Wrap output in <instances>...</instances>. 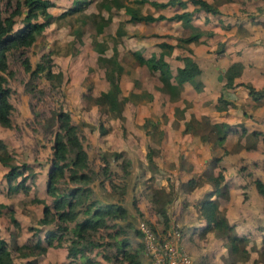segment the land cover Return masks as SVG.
Instances as JSON below:
<instances>
[{"label":"rangeland","instance_id":"obj_1","mask_svg":"<svg viewBox=\"0 0 264 264\" xmlns=\"http://www.w3.org/2000/svg\"><path fill=\"white\" fill-rule=\"evenodd\" d=\"M48 1L52 3L48 7V11L53 15L52 22L37 36L31 46L12 49L8 52V69L12 71V75H5L11 90L9 100L13 109L10 115L12 126L4 130V139L9 146L11 145V149L14 148V153L17 151L18 154L21 150L22 158H28L29 162L33 163L32 168L35 171L38 172L41 169V172L46 174L52 158L53 137L58 130L55 113L61 109L67 110L88 156L87 173L91 177L88 183L91 189L88 200L100 203V199H103L106 203L113 199L126 209L124 218H110L109 227L101 228L94 233L93 238L100 242H109L110 245L101 246L99 249L114 253V239L108 237V234H112L119 226L123 227L124 233L120 234L119 238L135 240V245L140 246L139 249L147 259L146 264H150V256L148 257L144 250L140 223L144 221L157 235L163 234L166 225L160 209H164L167 215V226L169 225L166 230L176 228L187 236L186 226L177 225L176 222L184 221L186 218L189 220L194 214L187 204L183 207L186 200L184 193L187 189V179L182 180L183 175H181L183 171L191 167L188 158L193 154L190 150L194 143L186 139L173 148L169 146L176 140L174 128L176 124L183 122L185 125V122L194 114L191 112L185 114L192 107V103L188 100L185 104L180 103L184 106L181 110L177 108L179 105L174 104V100L169 98L170 87L166 88L160 79L159 72L151 69L150 64L153 62L139 63L137 56L141 55L153 60H171L169 80L174 82V67L178 60L181 61L179 56L188 53L184 46H177L179 38L185 33L184 23L162 20L149 23L130 22L124 8L114 3L117 1L133 5L142 13L155 15L159 11L166 13L168 11L166 7H169L170 11L171 5L154 6L150 4L152 0ZM0 7L3 9L1 15L4 17L7 14L4 8L5 0H0ZM22 17L23 15L15 17L13 30L22 26ZM164 43L173 44L174 47L168 50ZM24 57L29 59L32 68L37 62H42L49 57L52 60L51 70L56 76L49 79L42 72L30 77L21 62ZM122 66L136 67L135 76L126 80L122 75ZM113 71L114 74L120 75L119 85L124 101L122 117L114 116L105 106L94 105L86 99L87 94L95 95L109 87L108 73ZM148 90L157 97L156 103L153 102L143 108L137 103H146L155 99V96H152L149 100ZM100 126L106 130L104 134L100 133ZM167 127L170 132L164 138V130ZM188 128L196 142H202L204 146L212 148V151H214L213 148L219 147L217 151H214V154L218 155L215 157L219 160L213 162L215 157L207 160L198 172V176L194 178H201L202 181L204 174L208 171L212 170L213 173L216 172L214 174H217L219 170L222 172L225 170L230 176H233V173L237 176L242 175L245 181L240 189H236L235 197L240 207L236 208L238 210L235 209V214L239 215L234 216H243V214L250 216V228L244 231L248 254L239 252L236 257H232L228 255L226 249V255L221 259L222 263L264 264V196L258 194L253 183V180L258 178L256 173L243 161L244 158L238 160L227 156L228 151L222 145L223 143L219 145L214 141L201 140L199 135L203 132L207 133V129L203 126L193 123ZM238 131L240 130L235 124L229 126L228 133L226 132V135H229L228 138H231L227 143L229 149L236 150L234 140ZM176 136L179 137L178 134ZM247 136L244 139L245 148L260 139L263 140L262 136H259L257 140ZM187 138L190 137L187 136ZM148 149L151 151L149 153L151 161L146 155ZM197 150L200 153L204 151ZM115 151L120 152L117 158L113 155ZM168 151L173 158H177L176 163L168 159ZM186 151L188 156L185 157ZM262 153L264 154V148ZM103 157L107 161H104ZM18 162L24 161L18 159ZM104 163L107 171L103 169ZM257 170L263 176L264 165ZM70 186L72 184L67 181V176L59 179L56 194L67 191ZM170 186L175 188L172 197L181 196L180 210L176 205L174 207L172 202H168L167 195L164 194L162 187ZM44 190L45 188H41L40 192L45 194ZM7 193L4 187H0V199H7L11 206L18 205L24 200L28 202L30 197L29 194L22 193L11 197ZM33 194L36 196L35 192ZM221 194L227 203L234 201L228 199L232 197L228 196V191L223 190ZM108 195L113 198H108ZM45 198L47 204L52 206L54 197L47 194ZM197 203L198 201L193 204L195 208L198 207ZM138 205L147 216L140 212ZM83 206H77L80 212L79 219L84 217ZM41 208L40 204L36 211L39 212ZM5 219L7 217L0 216V232L2 233H5L8 228ZM58 224L54 221L49 226L55 230ZM66 224L63 232L65 239L68 240L71 237L70 226H73V223ZM35 225L40 226L38 220L32 225L34 231L40 228ZM7 245L9 248L4 261L8 264H25L13 241L8 240Z\"/></svg>","mask_w":264,"mask_h":264},{"label":"trees","instance_id":"obj_2","mask_svg":"<svg viewBox=\"0 0 264 264\" xmlns=\"http://www.w3.org/2000/svg\"><path fill=\"white\" fill-rule=\"evenodd\" d=\"M198 9H203L206 12L213 14L218 13V9L205 0H191ZM116 6L123 7L124 12L129 15L128 21L130 22H155V21H169L176 22L181 21L184 24L191 18V13L188 11L176 12L172 15L166 16L164 14L153 15L150 13H142L133 5L114 1ZM178 0H167L158 2L156 0L150 1V4L154 6L166 7L168 5H175ZM52 3L48 0H5V11L7 14L2 17L1 12L3 9L0 7V125L10 128L11 123V111L13 105L9 100L10 87L7 85L6 75H12V71L8 69V52L12 49L26 48L31 46L42 31L52 22L53 15L48 11V7ZM80 7V6H77ZM109 10V9H108ZM23 15L22 26L16 30H13V23L15 17ZM41 18V20H39ZM199 35L191 33L187 36H181L177 43V46H185L186 43L194 42L198 40ZM168 50H171L174 45L164 43ZM188 52H191L189 48H186ZM139 63H150L151 69H155L159 72L160 79L166 88L170 87L169 76L171 73L170 65L163 59L153 60L152 58H145L141 55L137 56ZM182 61V65L176 68L174 80L176 82L175 96H178L180 90H182L185 83L192 84L196 91L202 89V83L194 80L195 76L200 73V68L194 59L189 55L179 56ZM22 65L26 72H29L30 77L39 75L44 72V75L52 79L56 76L52 72V60L46 57V60L37 62L35 67L32 68L28 58L22 59ZM114 70V69H112ZM241 66L239 63H233L230 66V72L226 77L225 85L233 87L235 85H243L250 97L254 100H258L264 96V89L256 90L252 86L237 83L234 85V78L239 75ZM120 75L113 72L108 73L109 87L106 90H101L98 94H87L86 99L94 105L105 106L107 111L112 115L122 117L123 96L119 85ZM149 100L152 99V95L148 94ZM228 100L220 95L217 98L216 110L226 109ZM57 120L58 130L53 137L52 145V158L47 176V193L53 196L52 206L48 205L43 199L34 197V202L43 203L42 217L38 223L41 225H50L52 222L57 221L56 229H51L46 232L43 240L36 239V234L39 231L33 230V226L29 229L32 230V236L21 246H17V250L21 256H33V259L28 260L25 264H33L37 257L43 254L48 246H62L68 250V258L70 259L66 264H104L97 260L90 253L95 248L101 246L110 245L109 242H100L93 238L94 233L98 232L101 228L109 227L108 220L114 217L124 218L126 209L119 202H111L100 204L96 201H89V194L91 192L88 183L91 181L90 175L87 173L88 156L83 147L82 141L76 132V127L71 123V116L67 110L61 109L55 113ZM193 123L203 126L207 129V133L200 134V139L203 141H214L217 144H222L226 138V132L229 128V124L225 122H211L209 117L203 115L201 119H197L194 115L185 122L183 131H186ZM106 130L100 126V133L104 134ZM243 133L247 137L257 140L259 136L263 137L264 133L258 131H251L247 133L243 129ZM255 143L247 145L246 149L255 147ZM151 151L148 149L147 156ZM71 155V157L69 156ZM114 158L120 156V152H113ZM104 161H107L103 157ZM218 157L213 159V162H217ZM128 163V162H127ZM0 164L6 166L8 171L5 173L6 177L16 180L14 184V192L22 191L27 193L29 186L26 184L28 178L32 176V167L26 163H16L12 153L9 151L6 143L0 138ZM106 164L104 163L103 169L107 171ZM67 172V174H66ZM67 176V181L72 184L67 191L60 194H56L57 182L59 179ZM208 182L212 186V190L205 193L204 196L198 201V216L204 219L206 225L203 228L202 233L208 231H217L220 233L223 239L224 247L228 251V255L236 257L239 252L244 255L248 254L246 248V239L243 236L238 235L235 227L230 224L224 216V212L219 209L218 200L213 197L220 192L221 186L224 184V174L220 170L217 174L208 171L204 174V179L190 178L186 181L187 189L196 185L202 184V182ZM255 188L258 194L264 196V182L255 178L253 180ZM168 193L173 194V188L168 187ZM84 205L82 213L84 217L79 219V210L77 206ZM4 205L0 203V208ZM163 213L164 222L166 227L163 229L166 231L167 215L166 210L160 209ZM11 222L19 227V223L15 220L14 216L10 215ZM66 223H73L70 226L71 237L66 240L63 229L67 225ZM124 229L118 227L112 234H108V237L114 239L115 251L109 256L107 253H103V258L106 260H113L115 264H142L139 257V252L129 248V240L126 237L119 238L120 234H123ZM55 241V242H54ZM264 242V238H263ZM66 243V244H64ZM8 250V245L5 239L0 236V264H8L4 261V256ZM264 251V250H263ZM79 259L80 262L76 260ZM231 264H238L232 262Z\"/></svg>","mask_w":264,"mask_h":264},{"label":"crops","instance_id":"obj_3","mask_svg":"<svg viewBox=\"0 0 264 264\" xmlns=\"http://www.w3.org/2000/svg\"><path fill=\"white\" fill-rule=\"evenodd\" d=\"M156 1L163 2L161 0ZM205 1L213 4L218 9V13L213 14L211 12H206L203 9H198L196 5L191 2V0H178L180 3L171 5L170 11L169 7H166L168 10L166 13L159 11V13L166 16L172 15L176 12H190L191 18L184 24L185 33L183 36H187L191 33L199 35L197 41L186 43L184 48H189L191 50V52H188L187 55L191 56L200 68V73L195 76L194 80L202 83V89L200 91H196L192 84L185 83L182 90L178 93V96H175L176 82L175 80L174 82L170 81L169 90L171 91V95L169 98L174 100V104L179 105L177 106L179 110L184 107L181 104H185L186 100H188L192 103V107L188 109L185 114H189L191 112L197 119H199L200 116L206 115L209 117L211 122H225L230 126L235 124L240 130L238 131V135L235 136L236 140H234V142H236V150L229 149L227 143L231 138H228L229 135H226L227 137L222 144L224 148H227L226 151L228 152L226 155L234 157L238 160H243L244 158L243 161L248 164V167L256 173L258 178L264 181V171L262 176L260 171L257 170L258 167L264 165V154L262 153L264 142L260 139L255 143V147L246 149L244 147V139L246 138V135L243 133V129H245L247 133H250L251 131L264 133V96L258 100H254L250 97L247 89L243 85H235L237 83H243L252 86L256 90L264 89V0ZM165 61L171 65V60L165 59ZM233 63H239L241 70L239 75L234 78L235 86L228 87L225 85V81L230 72V66ZM181 65V61L178 60L174 67L175 72L176 68ZM135 68L122 66V75L126 80H130L131 77L135 76ZM130 74H132V76L129 77ZM148 92L151 94L150 90H148ZM220 95H223L228 100L227 107L224 110H216L215 108L217 98ZM152 96L154 97L155 95ZM156 99L157 97L155 96V99H152V101L146 103L138 102L137 104L146 108L147 105L149 106L153 102L156 103ZM185 119L186 117L183 121ZM183 126V122L176 124V127H174L176 129V140L170 143L169 146H172L171 148H173V146L179 145L180 142H183L186 139L194 143L192 146L193 148L190 150L193 154H191L188 158L191 167L189 170H185L183 171L184 173L181 174L183 175L182 180H188L198 176V172L201 171L207 160L218 156L214 154V151H217L219 147L215 149L213 148L214 151H212V148L204 146L205 144L202 142H196L195 138L190 135L191 132L188 131L190 128L181 133L184 128ZM6 129L9 128L0 125V138L6 143L9 151L15 159V162L19 163L18 159H21L24 161L23 163L32 167L33 163L29 162L28 158H22V153L20 152L21 150L18 151V154L17 151L14 153L13 146V149H11V145L9 146L7 140L4 139L3 132ZM177 130L180 131L177 132ZM169 132L170 130L167 127L164 130V138L168 136ZM177 134L179 137L176 136ZM187 136L190 138H187ZM183 146L186 147L185 145ZM197 149L204 151L200 153ZM209 150L212 152L210 153ZM167 155H169L168 159H170V161L173 160L175 163L177 162V158H173L170 151H168ZM186 156H188L187 151L185 152V157ZM48 170L49 168H47L45 174L41 172V169L37 172L32 168V176L26 181V184L29 186L28 192H14V184L16 183V180L6 177L5 173L8 171V168L0 164V187L5 188L8 192V196L12 197V195L15 196L20 193L30 195L28 202L24 200L18 203V205L13 204V206L8 204L7 199H0V203L4 205L0 208V216L3 215V217H7V219H5V223L8 227L6 228L8 235L6 230L5 233L0 232V235L6 242H8V240L13 241L15 248L24 244L27 239L32 236L33 231L30 230L29 227L34 224V221H39L42 217L43 203L34 202L32 199L34 197L41 198L47 203L45 195L48 194ZM223 174L224 184L221 186L220 192L213 197L219 201V209H224V211H222L224 212L225 218L235 227L238 235L246 237L244 231L246 229L249 230L250 228V216L247 214L237 217L234 216L239 215L235 214V209L240 207L235 197L236 189H240L241 186L244 185V178L242 175L238 174L237 176L234 173L233 176H230L229 172H225V170L223 171ZM41 188H45V194L40 192ZM162 189L164 194L167 195V200H169L168 202H172L174 207L176 205L178 210H180L182 207V200L180 199L181 196L178 195V197H172L173 194L168 193V188L162 187ZM211 190L212 186L208 182L204 181L200 185L189 187L186 189L187 193H184L186 200L183 203V207L187 204L188 208L192 209L194 213L189 220L186 218V221L179 220L176 222L177 225L183 224L186 226L185 232L187 233V236L181 232V236L178 241V245L180 242L179 247L181 246V250L189 256V261L186 264H223L221 259L226 255V248L224 247L222 236L219 232L214 230L202 233L206 223L204 219L198 216V207L195 208L193 205L194 202L196 203L199 201L205 193H208ZM223 190L228 191V196H232L228 199H232L234 201L228 203L224 201V198L222 197L223 195L221 194ZM173 191L175 192V188H173ZM33 192L36 193V196H34ZM108 198H113V196L109 197L108 195ZM192 199H196L197 201ZM111 202L115 203L113 199L106 203ZM40 204L42 208L39 212H37L36 208ZM100 204H105L103 199H100ZM139 209L141 210V213H145L140 206ZM10 215L14 216L15 220L19 223V227H16L11 222ZM145 216H147L146 213ZM150 219L152 220V218ZM174 219L175 218L173 217V220ZM39 225L40 226L35 225L40 227L35 237L41 241L45 237V231L50 230L51 228L48 225ZM137 239H139V237ZM128 240H130V238ZM130 241L129 248L138 251L141 263L146 264L147 259L144 257L142 250L139 249L140 246L135 245V240ZM103 253H107L110 256L113 252L109 253L102 251V249L95 248L90 254L104 264H115L113 260L104 259L102 256ZM21 258H23L26 262L33 259V256H22ZM69 260L68 250L65 245L48 246L45 252L37 257L33 264H66ZM76 261L80 262L79 259Z\"/></svg>","mask_w":264,"mask_h":264},{"label":"built area","instance_id":"obj_4","mask_svg":"<svg viewBox=\"0 0 264 264\" xmlns=\"http://www.w3.org/2000/svg\"><path fill=\"white\" fill-rule=\"evenodd\" d=\"M139 229L143 235L145 253L150 256V264H186L189 256L178 245L181 233L170 228L157 235L150 225L142 221Z\"/></svg>","mask_w":264,"mask_h":264}]
</instances>
